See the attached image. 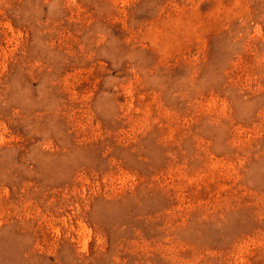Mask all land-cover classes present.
<instances>
[{
	"label": "rangeland",
	"instance_id": "374dc122",
	"mask_svg": "<svg viewBox=\"0 0 264 264\" xmlns=\"http://www.w3.org/2000/svg\"><path fill=\"white\" fill-rule=\"evenodd\" d=\"M0 264H264V0H0Z\"/></svg>",
	"mask_w": 264,
	"mask_h": 264
}]
</instances>
